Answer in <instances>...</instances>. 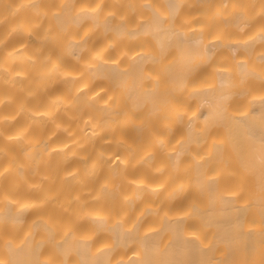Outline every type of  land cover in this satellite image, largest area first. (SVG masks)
Returning <instances> with one entry per match:
<instances>
[{
  "label": "bare ground",
  "instance_id": "bare-ground-1",
  "mask_svg": "<svg viewBox=\"0 0 264 264\" xmlns=\"http://www.w3.org/2000/svg\"><path fill=\"white\" fill-rule=\"evenodd\" d=\"M0 264H264V0H0Z\"/></svg>",
  "mask_w": 264,
  "mask_h": 264
}]
</instances>
